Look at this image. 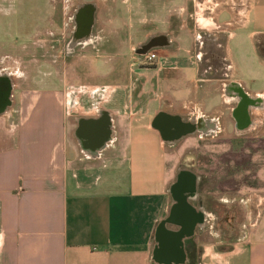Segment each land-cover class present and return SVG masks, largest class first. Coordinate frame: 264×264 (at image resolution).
Instances as JSON below:
<instances>
[{"label":"crops","instance_id":"obj_1","mask_svg":"<svg viewBox=\"0 0 264 264\" xmlns=\"http://www.w3.org/2000/svg\"><path fill=\"white\" fill-rule=\"evenodd\" d=\"M78 2L0 0V74L20 71L8 57L22 63L41 39L55 56L56 28L68 31L73 5L90 15L82 59L101 57L99 73L112 78L16 96L10 76L11 103L0 109V264H264V167L254 190L206 182L180 204L170 188L188 139L176 146L154 124L161 111L199 112L226 136L246 98L256 122L248 131L264 136V0ZM161 35L173 46L151 48L154 66L138 55L142 63L120 67V41L137 49ZM232 202L242 206L233 233L209 206ZM159 232L163 241L181 233L177 254L155 256Z\"/></svg>","mask_w":264,"mask_h":264},{"label":"flooded vegetation","instance_id":"obj_2","mask_svg":"<svg viewBox=\"0 0 264 264\" xmlns=\"http://www.w3.org/2000/svg\"><path fill=\"white\" fill-rule=\"evenodd\" d=\"M89 16L87 10H83L81 7L78 8L72 16V32H70L71 27L66 26L68 31L61 33L59 38L52 40L53 45H55V41L60 42L61 51L63 52L62 56L65 57L69 54L71 45L76 47V42L82 43V32L88 28L89 24L87 22H89ZM63 32H65V29ZM71 33L72 35L70 36ZM159 46L167 49L172 47L173 44L168 39V36H152L140 44L137 51H144L148 48ZM149 51L151 49L147 52ZM212 59H214L212 55L203 57L204 62L211 61ZM149 65L154 66V60L149 62ZM11 82L10 75L7 72L0 74L1 110L3 108L6 109L11 103L10 97L13 89ZM228 91L233 90L229 89ZM247 103H249V100L241 98L233 109L232 117L235 122V128L226 136H222V131L218 127V118L204 116L199 112H193L192 116L185 117L177 113L168 114L161 111L154 117V124L160 129L163 139L176 144V146L183 145L182 142L186 141L188 137L196 139L197 142L193 143L196 147L204 141H217L212 144L211 151L219 155L209 154L210 158L207 162L202 161L199 153L193 156L189 155L188 152L190 151L179 157L180 166L175 182L170 188L174 198L180 200L182 199L180 197H183L182 202H184L185 195L197 197L202 190V185L206 182L215 184L218 187L216 188L218 192L238 193L240 188L244 186H248L252 190L256 188L260 182L258 172L264 164V136L248 131V128H251V125L255 126L256 122H251V118L246 113ZM79 132L82 133V126ZM257 154H259L258 156L262 155L263 158L257 160ZM185 156H190L187 159L188 164H183L186 161ZM209 206H211V212L220 215L217 222L220 228L223 226L226 230L232 231L231 233L236 231V228L240 224V214L242 213V206L240 204L235 202L225 205L215 203L209 204ZM169 220L176 221L177 218L172 214ZM182 231L186 232V228ZM180 234L178 233L177 236L176 234H170V238L164 240V242L163 234L159 232L158 238L160 244L156 248L155 256L157 258H168L174 254L173 251H176L177 254L178 247L176 246ZM166 250L172 251L171 255L167 254Z\"/></svg>","mask_w":264,"mask_h":264},{"label":"rangeland","instance_id":"obj_3","mask_svg":"<svg viewBox=\"0 0 264 264\" xmlns=\"http://www.w3.org/2000/svg\"><path fill=\"white\" fill-rule=\"evenodd\" d=\"M59 1V0H57ZM72 4L75 5L78 0H71ZM82 1V0H79ZM81 4L78 2L76 5ZM71 8L72 10H76L77 7L73 6ZM58 10H61V4L58 6ZM73 11V13L75 12ZM72 13V15H73ZM60 14V13H58ZM71 15V18H72ZM61 16V14H60ZM70 25V32L71 29L73 30V21H71ZM61 28V27H60ZM59 28H56V35L57 38L61 35L59 33ZM72 33L70 34V36ZM41 39L39 41V45H37L36 42L33 43L38 50H34L30 52L29 50L24 51V54H22V63L20 62V58H17L19 62H15L14 58L7 59V65L8 68L14 69L15 67H21L20 71L18 72H9L7 73L12 77L15 78L14 82L17 83V86L14 88V93L16 96L18 94L28 91V90H41V89H49V88H56V89H69V86H80L82 85V82H95V81H101L100 78H106V80H111V76L102 75L99 72H101L99 63L102 59L101 57H97L93 52L89 51L87 56H84L82 59V43H77V46L74 47V45H71L70 52L65 57L62 56L63 52L61 51L60 42L55 41V46L58 47L55 56H52V50H50L51 43L48 40ZM120 47L119 51L122 53V57L120 58V67L129 66V64H139L142 63V57H139L136 53V50L130 49L132 45H136V41H120ZM53 44V43H52ZM73 44V42H71ZM28 45L27 42H24V46ZM28 48V47H27ZM26 50V48L24 49ZM155 51V50H154ZM35 52V53H34ZM48 52V53H47ZM40 53H44L43 56ZM51 53V54H50ZM158 53H162V51H159ZM40 54V55H39ZM35 55V56H34ZM48 62L52 65H55L54 67L50 66ZM146 64H149L148 61H143ZM83 63V64H82ZM66 64L65 70L64 65ZM135 66V65H134ZM127 73H121L118 74L119 80L124 79L126 77ZM102 76V77H100ZM104 80V79H103ZM13 82V83H14ZM247 85L250 87L249 82ZM68 86V87H67ZM69 126V124H68ZM228 126H230V129L232 127L231 123L228 122ZM70 127V126H69ZM68 127V128H69ZM188 143L181 146L180 152L182 153L180 156H183L185 153L190 155H195L196 153H199L201 155L202 161L207 162L209 160V154H216L218 153H212V144L217 142L215 140L210 141H204L202 143L198 144V147H196L194 144L197 142L194 137H188ZM194 143V144H193ZM192 144V145H191ZM187 145H189L187 147ZM194 146V147H193ZM187 147V148H186ZM185 150V151H184ZM222 150V149H220ZM217 152V151H216ZM220 152V151H219ZM222 152V151H221ZM262 154V153H261ZM260 154V155H261ZM256 155L257 160H261L263 156ZM190 156H185L186 161L183 162V164H188L187 159H189ZM214 162V160L212 159ZM264 162V160H263ZM184 166V165H183ZM264 167V164L262 165ZM261 166V167H262ZM204 168V167H203ZM189 169V166H188Z\"/></svg>","mask_w":264,"mask_h":264},{"label":"built area","instance_id":"obj_4","mask_svg":"<svg viewBox=\"0 0 264 264\" xmlns=\"http://www.w3.org/2000/svg\"><path fill=\"white\" fill-rule=\"evenodd\" d=\"M156 57V53L153 51H149L148 53H146L144 55V61H148L151 62L152 60H154V58Z\"/></svg>","mask_w":264,"mask_h":264},{"label":"water","instance_id":"obj_5","mask_svg":"<svg viewBox=\"0 0 264 264\" xmlns=\"http://www.w3.org/2000/svg\"><path fill=\"white\" fill-rule=\"evenodd\" d=\"M150 49H151V48H148L147 50H144V51H137V49H135V50H136L137 55H143V56H144L146 53H148L147 51L150 50ZM180 198L183 199V197H180ZM182 199L179 200L180 204H182V203H181V202H182ZM183 217H184V216H183ZM186 220H188V218H186ZM189 220H192V218H191V219L189 218ZM189 220H188V221H189ZM189 225H190V221L188 222L187 227H189ZM173 240L176 241L175 239H173Z\"/></svg>","mask_w":264,"mask_h":264}]
</instances>
